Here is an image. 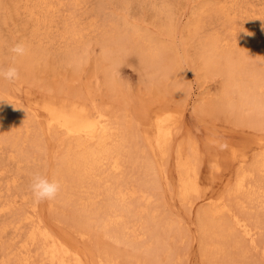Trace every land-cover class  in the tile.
<instances>
[{
	"label": "rangeland",
	"instance_id": "obj_1",
	"mask_svg": "<svg viewBox=\"0 0 264 264\" xmlns=\"http://www.w3.org/2000/svg\"><path fill=\"white\" fill-rule=\"evenodd\" d=\"M130 1L0 0V68L20 72L0 79V264H53L30 238L39 220L89 264H264V171L232 191L241 156L254 166L264 152V0ZM17 42L28 52L13 60ZM204 101L215 109L199 113ZM48 103L105 113L111 140L49 130L36 115ZM161 110L182 116L156 157L145 134ZM191 138L201 191L183 198L177 152L191 154ZM91 150L97 161H81ZM36 173L59 181L55 200L34 202ZM209 205L212 235L199 218Z\"/></svg>",
	"mask_w": 264,
	"mask_h": 264
},
{
	"label": "bare ground",
	"instance_id": "obj_2",
	"mask_svg": "<svg viewBox=\"0 0 264 264\" xmlns=\"http://www.w3.org/2000/svg\"><path fill=\"white\" fill-rule=\"evenodd\" d=\"M128 1L129 3L131 2L130 0ZM245 104L247 105L248 103H245V101L240 98L238 102L234 103L233 105L229 104L228 107L236 117L240 115H237V112L241 108H244ZM209 105L210 103H208V101H204L198 104L196 106V109L199 113H204L208 110L213 111L211 109H215V106L213 105V107L210 108ZM36 115H40V117H47V128L49 130H51L54 126L57 128L59 127L69 137L81 139L82 141L80 144L97 143L99 144V146H103L104 143H106L109 139L111 140L112 138L111 133H113L114 127H112L111 121L109 120L107 115L103 112H98L97 115H93L87 111L85 106L77 103H72L70 106L48 103L47 111ZM181 116L182 113L181 111L179 112V110H161L156 113L153 120L155 129L154 132H146L145 134V141L156 157H160L167 152L168 144L175 134L177 125L181 122ZM190 146L191 154H189L188 156L184 155L182 147H180L177 152L178 171L180 175L179 179L181 186L180 194L183 198L186 197L189 193L201 191L199 170L197 169L198 163L194 164L192 162V159H195L198 162V156L200 154L199 143L195 138H191ZM98 155L99 153H97L95 150H91L89 151V153L81 155L79 157L80 160H83L85 163H94L95 159L97 161V157H99ZM245 160L246 159L244 155L241 156L242 164L240 166L239 172L240 178L239 180H237L234 189H231L234 192L244 190L247 176L250 175L249 172L264 171V152L263 157L261 159H257L254 166L245 165ZM121 165L122 163L119 161V159L115 160L114 168L119 170L121 169ZM214 168L219 169L218 166H215ZM159 169H161L162 171L161 167H159ZM119 195L120 198L124 199L126 192L121 191ZM213 203L209 204L212 205ZM210 205L209 207H206L200 211L199 218L200 220H202V232L212 235L214 232H216V228L219 226V224H217L214 219L215 209L213 211V207H211ZM31 217L29 216V218ZM236 221L237 224L244 230V232L254 239L253 236H255L254 234L256 232L254 231L255 228L252 227L250 223L243 218L238 217ZM30 238L33 241L36 239H41L45 243L46 246H44V249L46 247V252L44 253H47L49 255V258L53 264H89L88 260L84 257L85 255L83 256V252H81L74 246V248L71 247V245L65 240V238H62L59 235L55 234L50 228L42 224L41 220H39L37 228H35L34 231H32V233L30 234Z\"/></svg>",
	"mask_w": 264,
	"mask_h": 264
},
{
	"label": "clouds",
	"instance_id": "obj_3",
	"mask_svg": "<svg viewBox=\"0 0 264 264\" xmlns=\"http://www.w3.org/2000/svg\"><path fill=\"white\" fill-rule=\"evenodd\" d=\"M13 60L16 57H22L27 54L28 46L24 42H17L9 48ZM20 78L18 68L12 64L7 68H0V79L8 83H14ZM221 150L227 148V144H220ZM34 202L39 204L45 201H53L61 191V184L57 180H49L47 176L39 173L33 174L29 185Z\"/></svg>",
	"mask_w": 264,
	"mask_h": 264
}]
</instances>
